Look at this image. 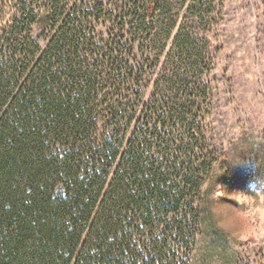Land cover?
<instances>
[{
  "label": "trees",
  "instance_id": "16d2710c",
  "mask_svg": "<svg viewBox=\"0 0 264 264\" xmlns=\"http://www.w3.org/2000/svg\"><path fill=\"white\" fill-rule=\"evenodd\" d=\"M215 9L0 0V264H189L220 158L209 96L180 72L148 88Z\"/></svg>",
  "mask_w": 264,
  "mask_h": 264
},
{
  "label": "rangeland",
  "instance_id": "374dc122",
  "mask_svg": "<svg viewBox=\"0 0 264 264\" xmlns=\"http://www.w3.org/2000/svg\"><path fill=\"white\" fill-rule=\"evenodd\" d=\"M213 3L195 34L192 61L169 55V41L148 96L162 71L200 78L209 96L207 121L220 158L211 214L189 264H264V0ZM188 15L186 7L178 23L184 31Z\"/></svg>",
  "mask_w": 264,
  "mask_h": 264
}]
</instances>
